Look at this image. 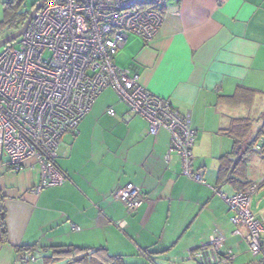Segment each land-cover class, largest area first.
I'll use <instances>...</instances> for the list:
<instances>
[{
    "label": "crops",
    "instance_id": "obj_1",
    "mask_svg": "<svg viewBox=\"0 0 264 264\" xmlns=\"http://www.w3.org/2000/svg\"><path fill=\"white\" fill-rule=\"evenodd\" d=\"M161 14L155 37L129 36L115 62L138 72L147 91L189 118L197 132L195 167L203 170L205 183L183 173L166 129L150 135L147 120L106 88L77 130L60 140L56 163L68 176L64 183L35 192L41 171L34 158L20 171L0 166V207L6 214L0 264H24L27 254L35 255L28 264H88L90 256L106 261L107 255L120 264H200L191 253L217 235L225 237L223 249L232 250L233 264L259 261L234 233L232 212L219 193L254 184L247 175L254 152L238 169L244 189L223 183L219 172L222 164L236 168L245 151L228 134L233 120H252L257 99L263 100L264 115V0H180ZM240 90L253 91L250 104L231 102L229 96ZM111 107L114 115L107 112ZM260 132L252 129L250 140L264 137ZM128 183L144 195L135 211L114 196ZM69 245L86 251L54 252ZM92 250L101 251L96 257Z\"/></svg>",
    "mask_w": 264,
    "mask_h": 264
},
{
    "label": "built area",
    "instance_id": "obj_2",
    "mask_svg": "<svg viewBox=\"0 0 264 264\" xmlns=\"http://www.w3.org/2000/svg\"><path fill=\"white\" fill-rule=\"evenodd\" d=\"M177 1L48 0L24 34L0 53V166L20 171L34 158L41 171L35 192L64 183L67 175L56 163L60 140L77 130L98 96L111 87L130 113L147 120L150 135L162 128L170 133V152L181 157L183 173L205 183L203 170L195 167L197 132L189 118L170 100L147 91L138 72L115 62L130 33L153 39L163 21L161 11ZM107 112L115 114L112 107ZM263 140L254 143L255 152H261ZM261 183L264 178L231 195L219 192L232 212L234 233L259 259L255 264H264V221L251 210L252 195ZM114 196L130 211L144 201L133 183L120 186ZM224 244L223 235L214 236L191 257L200 264H233L235 256ZM33 260L34 254L21 258L24 264Z\"/></svg>",
    "mask_w": 264,
    "mask_h": 264
},
{
    "label": "trees",
    "instance_id": "obj_3",
    "mask_svg": "<svg viewBox=\"0 0 264 264\" xmlns=\"http://www.w3.org/2000/svg\"><path fill=\"white\" fill-rule=\"evenodd\" d=\"M24 1L25 0H14V1L10 0L9 2H6L7 4L5 3L4 5H5V10L7 11V14H10L11 10L13 12H16L18 10V8H21V7L23 8ZM36 3L33 4L32 7H34L36 5ZM19 10L20 11L15 13V15H13V17L11 16L12 18L10 17L8 20L3 22L4 25L7 24V25H9V27L13 28V32L16 31L17 29H19L20 27H22V25L24 24V22L28 16L29 10H26V8L19 9ZM253 96H254L253 91H251L250 94H246L245 92L243 93V90H240V91L236 92L233 96H229V98H230L231 102L234 104H239V103H249L250 104L253 100ZM251 132H252V120L251 119H249V118H235L233 120L228 134L234 138L236 146L241 145V149H242V148H244L243 146L245 145V151L242 153V155H240L238 162H237L238 165L236 166V168H232L230 165H227V164H222V166L220 168V172H219L220 179H222L223 183H230L233 186L238 187L239 189L240 188L244 189L247 185H246V183H243V181H242V179L244 178V174L242 175L241 173H239L240 170L238 172V169L242 165L244 167L245 163L248 160V153L254 152V150L252 148L253 144L255 143V141L257 139H259L257 137L255 140H250L251 135H252ZM261 132L259 134H261ZM262 149H264V144H262ZM261 152H262V150H261ZM5 215L6 214H5L4 208L0 207V223H1V231H2L3 236L6 233L5 232V224H4L5 223L4 222L5 221L4 220ZM29 247L31 250H35V248L33 246H29ZM85 251H86V249L76 248L73 245H69V246H66L65 248L60 247L59 250L56 249L54 252L59 254V255H65V254L75 255L78 253L81 254ZM100 251L101 250H94V251L92 250L90 253H92V255L97 257L96 253L100 252ZM90 253H86L84 255L85 258H87ZM90 259H93V260L87 261V262L94 263V264H120V262H119L120 258L111 256V255H107L106 261L100 260V258H99V260L96 258H91V256H90Z\"/></svg>",
    "mask_w": 264,
    "mask_h": 264
},
{
    "label": "rangeland",
    "instance_id": "obj_4",
    "mask_svg": "<svg viewBox=\"0 0 264 264\" xmlns=\"http://www.w3.org/2000/svg\"><path fill=\"white\" fill-rule=\"evenodd\" d=\"M37 1L38 0H25L23 3V8L31 11L32 5ZM23 8H18L16 12H13L11 10V13L7 14V11L5 10L4 0H0V39L13 32V28L9 27V25L7 24L4 25L3 22L8 20L11 16L13 17L15 13L20 11L19 9ZM131 35L133 34L130 33L129 36ZM15 41L13 42L15 43ZM3 49L4 47L0 48V53L3 51ZM118 66L120 67L119 64ZM262 103L263 100L257 99V101L255 102V108L257 109L250 111V115L252 117L253 134L258 132L259 130L264 132V115L262 114L263 110H260ZM250 157V162L247 166L248 178L253 180V183H259L261 179L264 178V156L260 155L259 152H254L250 154ZM252 198L251 210L259 216L258 218H260L261 220L264 219V183L260 185L256 192H254Z\"/></svg>",
    "mask_w": 264,
    "mask_h": 264
},
{
    "label": "water",
    "instance_id": "obj_5",
    "mask_svg": "<svg viewBox=\"0 0 264 264\" xmlns=\"http://www.w3.org/2000/svg\"><path fill=\"white\" fill-rule=\"evenodd\" d=\"M48 0H39L34 8L29 12L24 24L22 27L17 29L16 31L8 34L7 36L0 39V48L6 46L7 44L15 41L18 39L21 35L24 34V32L27 30L29 24L31 23L32 19L34 18L37 11L47 2Z\"/></svg>",
    "mask_w": 264,
    "mask_h": 264
},
{
    "label": "flooded vegetation",
    "instance_id": "obj_6",
    "mask_svg": "<svg viewBox=\"0 0 264 264\" xmlns=\"http://www.w3.org/2000/svg\"><path fill=\"white\" fill-rule=\"evenodd\" d=\"M9 1H10V0H4V4H5L6 2H9ZM12 1H14V0H12ZM38 1H39V0H38ZM38 1H37V2H38ZM6 4H7V3H6ZM33 8H34V7H32V9H33ZM32 9H31V10H32ZM29 12H30V11H29ZM29 12H28V14H29ZM250 185H251V184H250ZM250 185H249V186H250ZM246 188H247V187H246ZM251 202H252V200H251Z\"/></svg>",
    "mask_w": 264,
    "mask_h": 264
},
{
    "label": "clouds",
    "instance_id": "obj_7",
    "mask_svg": "<svg viewBox=\"0 0 264 264\" xmlns=\"http://www.w3.org/2000/svg\"><path fill=\"white\" fill-rule=\"evenodd\" d=\"M254 145V144H253ZM255 152V151H254ZM260 153V152H259Z\"/></svg>",
    "mask_w": 264,
    "mask_h": 264
}]
</instances>
